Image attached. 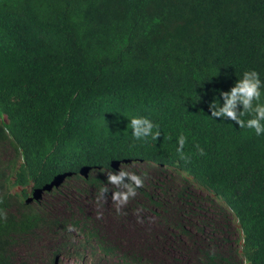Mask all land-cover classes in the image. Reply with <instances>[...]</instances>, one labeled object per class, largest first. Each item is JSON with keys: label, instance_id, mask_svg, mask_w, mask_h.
Returning a JSON list of instances; mask_svg holds the SVG:
<instances>
[{"label": "trees", "instance_id": "obj_1", "mask_svg": "<svg viewBox=\"0 0 264 264\" xmlns=\"http://www.w3.org/2000/svg\"><path fill=\"white\" fill-rule=\"evenodd\" d=\"M249 69L264 79V0H0V151H13L0 160V264H19L15 245L40 230L75 250L65 238L77 232L81 247L96 242L113 257L87 217L49 215L27 188L118 162L195 176L225 198L242 244L235 252L205 245L198 260L264 264V136L213 120L208 107ZM132 115L158 123L161 136L133 140ZM172 190L192 199L188 185L148 187L141 179L127 216L153 213L166 225L171 213L173 237L191 241L183 215L205 216L201 207L189 214L188 202L174 205Z\"/></svg>", "mask_w": 264, "mask_h": 264}, {"label": "rangeland", "instance_id": "obj_2", "mask_svg": "<svg viewBox=\"0 0 264 264\" xmlns=\"http://www.w3.org/2000/svg\"><path fill=\"white\" fill-rule=\"evenodd\" d=\"M12 158L13 151L5 144L0 151V160L7 163ZM120 169L135 172L143 178L144 184L148 187L152 184H157L158 187L162 184L188 185L187 193L192 199L184 196L178 198L173 190L171 197L174 205L185 202L191 204L192 207L187 206L189 214L197 215L199 207L202 209L205 216L202 219L195 220L188 214L183 215L182 223L193 234L192 240L188 241L187 238V241L183 239L182 242L179 239L178 243L173 237L176 233L171 227L175 226V220H172L171 213L166 216V225H163L162 220L156 218L153 213H148L144 221L127 216L126 207H131L132 202L125 200L122 204L116 205L108 198L113 186L104 182L103 171L101 174L95 173L90 176L91 180L101 178L98 182L105 183V187L110 186L105 195L104 192L101 193L103 199L96 194L93 184L76 177L64 181V185L59 186L60 192L57 194H43L39 205L45 207V212L54 217L72 215L78 220L87 217L89 224L98 227L101 240L115 250V255L103 256L96 242L88 247H81L82 238L77 232H72L70 239L65 238L69 245L78 246L75 250L63 246V237L59 233L51 235L46 230H40L32 238L15 245L13 254L16 263L47 264L53 258L52 253L58 252L57 248L60 253L54 258V264H134L129 260L131 255L141 258L136 264H204V261L198 260L202 247L208 246L217 250L226 247L231 248V252L239 250L242 235L238 219L226 205L225 198L215 195L207 186L200 183L199 178L184 173H173L168 169L158 170L142 163H132ZM210 195L216 201H213ZM193 196L197 198L196 201ZM199 196L208 197L211 201H202ZM130 198L135 205L134 197ZM196 227L201 229L200 234Z\"/></svg>", "mask_w": 264, "mask_h": 264}, {"label": "clouds", "instance_id": "obj_3", "mask_svg": "<svg viewBox=\"0 0 264 264\" xmlns=\"http://www.w3.org/2000/svg\"><path fill=\"white\" fill-rule=\"evenodd\" d=\"M210 117L213 120H223L235 122L239 128L251 129L256 136H264V79H261V74L255 69L245 70L239 78H236L233 85L229 90H220L215 99L209 103ZM129 123L127 127L130 129V134L133 140L143 141L148 138L157 140L161 136L160 125L154 122L152 119L146 116L132 115L127 117ZM4 121L7 119L4 117ZM187 138L181 134L177 138V152L182 153L186 144ZM198 151L203 155V149L197 146ZM132 163L118 162L115 164L114 170L99 169L96 172L88 174L82 172L79 175L74 176H59L55 179L46 181L48 184L43 185L33 190L34 184L31 183L27 188L29 193L34 196V201L40 202L41 196L47 193L60 192L59 186L64 185V181L69 178H76L77 176L82 178L89 184L99 186L96 188V194L103 199L101 193L105 192V183L112 185L113 188L108 193V198L114 202V204H122L128 197L133 195L134 189L138 188L144 180L133 171H124L120 169L122 166H127ZM160 170V169H158ZM105 172V183L99 178L96 182H91L90 176L92 174H101ZM171 171V170H170ZM173 172V171H172ZM175 173V172H173ZM86 174V176H84ZM180 174V173H178ZM123 178V179H122ZM109 187L110 189V186ZM21 188H17L14 191L18 192ZM211 196V195H210ZM213 201H216L213 198ZM66 228H71V225H67ZM88 247V246H86Z\"/></svg>", "mask_w": 264, "mask_h": 264}, {"label": "bare ground", "instance_id": "obj_4", "mask_svg": "<svg viewBox=\"0 0 264 264\" xmlns=\"http://www.w3.org/2000/svg\"><path fill=\"white\" fill-rule=\"evenodd\" d=\"M13 138V137H12ZM46 179V178H45Z\"/></svg>", "mask_w": 264, "mask_h": 264}]
</instances>
